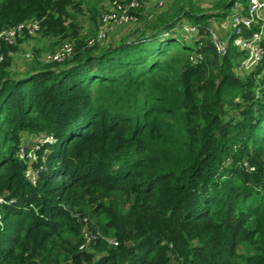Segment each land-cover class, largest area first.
<instances>
[{
	"label": "trees",
	"instance_id": "trees-1",
	"mask_svg": "<svg viewBox=\"0 0 264 264\" xmlns=\"http://www.w3.org/2000/svg\"><path fill=\"white\" fill-rule=\"evenodd\" d=\"M100 1L0 0V31L39 19L75 38L71 57L23 75L6 68L32 35L0 44V264H264V56L239 75L234 35L225 56L210 37L248 0H172L89 45L97 31L65 19L86 7L98 29ZM27 134L58 139L36 181L18 155ZM75 211L105 239L80 249Z\"/></svg>",
	"mask_w": 264,
	"mask_h": 264
},
{
	"label": "built area",
	"instance_id": "built-area-1",
	"mask_svg": "<svg viewBox=\"0 0 264 264\" xmlns=\"http://www.w3.org/2000/svg\"><path fill=\"white\" fill-rule=\"evenodd\" d=\"M167 0H111L108 7L100 12L98 17L99 32L95 37H90L88 40L89 45H93L96 42L105 39L107 32L110 29L136 23L141 20V16H145L148 20L153 18L151 8L161 9L166 6ZM264 0H248L245 7L242 3L237 2L233 8L232 14H230L229 27L232 33L228 35L226 39L213 28L210 30V37L213 41V45L220 56H225L229 49L230 37L234 35L233 44L240 50L244 51L247 55L241 57L238 60V67L244 70H251L259 64L264 56V47L262 45L264 41ZM261 21V26H255ZM41 20L32 19L25 22H21L14 26H9L0 31V44L2 41L14 44L17 40V36L24 32L29 35H35L41 30ZM185 33H196L197 28L184 22L179 25V29ZM75 53L74 43L66 40L60 49L56 52H51L46 57V62H63ZM0 60H3V55L0 56ZM57 137L53 134H44L38 137V145L34 150H26V146H21L19 150V157L25 159L30 163V166L26 168L25 175L32 181H36L40 176V170L44 168L41 164L39 168L34 167L40 160L45 161L49 152V146L57 142ZM41 149V150H39ZM3 197H0V203L3 202ZM79 223L83 224L82 233L85 238L84 243L80 246V249H86L91 245L94 240L99 237L105 239V236L101 234L100 230L95 228L88 215L82 214L79 211L74 212ZM1 224V213H0ZM114 246L118 245V241L115 239L109 240Z\"/></svg>",
	"mask_w": 264,
	"mask_h": 264
},
{
	"label": "rangeland",
	"instance_id": "rangeland-1",
	"mask_svg": "<svg viewBox=\"0 0 264 264\" xmlns=\"http://www.w3.org/2000/svg\"><path fill=\"white\" fill-rule=\"evenodd\" d=\"M171 1L172 0H167L166 6H164L161 9H155V7H152L150 9L151 13L155 14L159 10L166 9ZM192 1L194 2L196 7L198 6L205 11H209L210 8L214 5V2L216 0H192ZM110 2L111 0H101L100 3L98 4L101 11L105 9L106 7H108ZM190 4L191 3H186L185 6H190ZM70 12L71 14L74 15V20L71 18H66L65 22L66 24H70L72 21H74L76 23L77 29L79 30L80 36L87 39L91 35H93V32H96V31H97L96 36L98 35L99 28L96 29L98 26L92 20L90 16V11L88 10V8L84 7L83 11L80 13L75 12L71 8ZM262 13L264 14V10L262 11ZM230 19H231L230 16L227 18H218V19L213 18L210 21L212 24L210 26H212L214 30H217L218 33L222 35L224 39H226L228 35L232 33V30L229 27ZM184 20L188 22L187 19H184ZM141 22L142 20H139L136 23L125 24V25L110 29L107 32L106 37L107 38L112 37L114 39L121 38L122 36L128 34L129 32H132V30H134L136 26H140ZM222 25L228 26L227 29H223ZM177 28L179 29V26H177ZM185 35L187 36V40H190L189 36L191 35H189V33H185ZM74 39L75 38L73 37V39H70L68 41L73 42ZM66 40L67 39L60 41L57 38L50 37V36L43 34L41 31H39L35 35L25 37L23 38V42L19 44L17 51L12 54V57L10 60L11 63L6 69H8L10 72L23 75L27 73L31 69V67L37 64L38 62L47 63L46 62L47 55L51 52L58 51L60 47L62 46L61 44H63V42H65ZM238 63L239 62L237 61V65L235 67L237 74L242 75V76L243 75L248 76L251 72H248L247 70H244V69H240L238 67ZM37 140H38V137H36L35 135L27 134L23 145L29 146L30 150H34L36 146L38 145ZM109 240H112V239H109ZM88 250L93 251V247H90ZM100 255L101 253L96 254L97 257ZM173 264H180V263L178 262L176 263L175 261Z\"/></svg>",
	"mask_w": 264,
	"mask_h": 264
},
{
	"label": "crops",
	"instance_id": "crops-1",
	"mask_svg": "<svg viewBox=\"0 0 264 264\" xmlns=\"http://www.w3.org/2000/svg\"><path fill=\"white\" fill-rule=\"evenodd\" d=\"M210 25H212V24L210 23ZM211 27H212V26H211ZM227 27H228V26H223V25H222V28H223V29H227Z\"/></svg>",
	"mask_w": 264,
	"mask_h": 264
}]
</instances>
